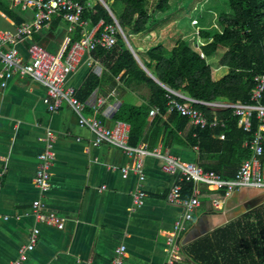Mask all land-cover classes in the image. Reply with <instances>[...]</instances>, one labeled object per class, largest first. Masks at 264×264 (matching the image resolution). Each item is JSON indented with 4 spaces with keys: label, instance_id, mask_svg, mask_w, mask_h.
<instances>
[{
    "label": "crops",
    "instance_id": "0c3cea01",
    "mask_svg": "<svg viewBox=\"0 0 264 264\" xmlns=\"http://www.w3.org/2000/svg\"><path fill=\"white\" fill-rule=\"evenodd\" d=\"M88 3L94 5L92 0ZM5 7L6 10L0 8V29L13 32L22 22L34 18L33 7L22 10L21 6L7 1ZM84 22L85 25L79 27L86 34H96L103 27L101 21L95 25L90 20ZM181 23L178 14L162 18L153 28L155 45L172 50L178 40L190 39V46L194 48L196 35L182 30ZM191 23L195 31L197 26ZM67 26L65 20L53 17L33 31L31 38L50 53H57L66 37L72 39L74 30L68 32ZM200 29L212 32L210 27ZM134 39L138 38L130 41L135 45L137 40ZM30 42L29 38H23L14 45L24 62L28 60ZM137 42L139 46L136 43L135 48L141 54L153 45L147 37ZM199 42L205 47L212 39L201 37ZM12 45L8 43V47ZM208 62L216 67L215 58ZM220 70L225 71L223 79L228 69L217 67L214 74ZM122 74L112 78L92 55L91 60L84 55L76 71L67 78L66 86L74 88L78 100L87 105L86 116L112 127L122 104L139 106L146 103L149 96L144 85L125 86ZM3 80L0 67V264H12L18 259L19 250L27 245L34 228L39 230L37 243L25 254L21 264H111L115 250L122 245L126 248L124 264H165L167 234L181 215V208L168 204L167 196L174 186L183 187L184 183L169 175L164 163L154 158L144 160L145 181L141 187L132 174L123 179L121 170L130 168L132 161L110 145L93 146L92 132L80 126L77 115L67 105L51 113L43 103L46 93L43 86L29 78L14 76L2 88ZM101 98L105 102L99 106L96 101ZM153 119L149 116L148 122ZM47 131L54 134L56 159L51 171V189L40 196L33 186V178L36 158L45 149L41 139ZM179 137L181 141L164 148L161 136L154 149L162 146L172 156L197 166V149L187 143L183 133H179ZM139 189L146 198L143 206L136 209L131 195ZM202 192L204 197L182 237L184 247L204 241L206 237L212 241L220 229L264 207V190L238 189L227 196L205 189ZM39 197L45 205L43 213L64 219L63 229L37 222L31 205ZM209 197L219 199L220 206L212 207ZM196 247L192 251L199 255L202 248ZM179 264L198 263L184 254Z\"/></svg>",
    "mask_w": 264,
    "mask_h": 264
},
{
    "label": "trees",
    "instance_id": "16d2710c",
    "mask_svg": "<svg viewBox=\"0 0 264 264\" xmlns=\"http://www.w3.org/2000/svg\"><path fill=\"white\" fill-rule=\"evenodd\" d=\"M77 1L85 5L90 0ZM103 1L107 6V1L123 5L118 15L108 8L138 60L120 35H117L114 46L110 49L97 47L92 57L111 73L112 78L123 73L121 80L125 86L144 85L149 92L146 103L139 106L124 103L115 114L116 121L129 124V144L137 146L145 143L149 149H154L162 136V144L166 148L181 141L179 133H183L186 142L197 149L198 167L222 177L226 175V179L233 178L241 163L250 158L251 153L243 144L258 129L255 118L250 131L244 132L231 110L199 107L209 120L225 122L224 127L200 129L178 113L168 112V92L162 85L205 102H248L254 89V78L264 75V0H224L228 10L221 12L217 19L220 31H201V37L212 39L209 45L203 47L204 55L208 60L216 57L215 66L228 69L227 76L222 80L220 78L225 71L216 73L218 81L212 77L211 65L202 60L187 41L178 40L172 50L155 45L153 28L159 22L156 15H167L171 0ZM5 6L6 1L0 0V8L6 10ZM7 13L11 15L9 11ZM82 20H90L92 25L102 21L103 27L114 24L99 2L86 7ZM82 34L83 29L77 26L72 40L79 39ZM143 37H147L153 45L141 54L130 40ZM153 107H158L160 113L149 123V111ZM220 134H224V140L218 139ZM261 161L264 162V153ZM183 187L184 197H187L191 185L184 184ZM206 240L208 243H205ZM196 246L202 248L199 255L192 251ZM182 250L186 257L198 264H264V207L254 209L220 229L213 235L212 241L206 237L204 241L183 246Z\"/></svg>",
    "mask_w": 264,
    "mask_h": 264
},
{
    "label": "built area",
    "instance_id": "2783aa9c",
    "mask_svg": "<svg viewBox=\"0 0 264 264\" xmlns=\"http://www.w3.org/2000/svg\"><path fill=\"white\" fill-rule=\"evenodd\" d=\"M6 1L11 5L21 6L22 10L33 7L34 18L30 22H22L13 32L0 29V67L4 77L1 83L2 88L6 86L7 80L14 76L29 78L43 86L46 90L43 103L49 112L55 113L62 105H67L77 115L80 126L87 127L92 132L94 136L93 146L110 145L120 149L126 158L132 161L130 168L121 170L123 179L132 174L137 178L141 187L145 181L144 160L154 158L164 163V169L169 175L177 177L184 184L191 185L187 197H184V189L180 185L174 186L167 196V203L180 207L181 215L167 234V260L165 264H179L184 259L182 237L188 223L193 220L196 209L200 206V200L204 197L202 189L209 193H223L225 196L238 189L264 190V162L261 161V156L264 153V75L254 78V89L248 102L233 104L220 101L205 102L162 85L168 92V112L178 113L187 118L192 126L200 129L224 127L225 122L218 119L209 120L199 107L231 110L232 115L237 118V123L244 132L250 131L252 119L255 118L258 129L243 144L249 149L250 158L241 163L233 178L226 179L214 172H205L196 165L183 162L181 159L172 156L162 146L157 149H149L145 144L131 146L129 144L130 127L123 121H116L112 127H108L97 118L85 115L87 105L78 100L75 89L66 86V81L70 74L76 71L84 55H88L91 60V54L97 47L110 49L115 45L117 35L128 42L112 13L113 25H106L99 34L83 33L76 40L66 37L61 49L57 53H50L45 47L32 40L33 31L49 23L55 17L65 20L68 25L67 31L72 32L77 26L85 25L82 15L86 7H91V5L88 2L83 5L77 0ZM204 6L205 4H202V7ZM199 23L198 18L192 21L193 26H198ZM101 24L103 25L102 21ZM195 35L197 42L194 49L200 54L202 60L209 63L202 51L203 46L199 42L201 40L200 32L197 30ZM23 38H29L31 41L28 48V60L25 62L14 47L15 42ZM9 42L13 43L11 47H8ZM104 102V99L101 98L97 99L96 104L101 106ZM159 113L160 109L153 107L149 111V116L155 117ZM224 138V134L218 136L219 140H224ZM41 141L45 143V149L36 158L37 168L33 178V186L40 196H44L51 189V171L56 159L54 134L47 131ZM145 198L146 194L139 189L131 195L132 206L136 209L141 208ZM209 198L212 207L218 208L220 206L219 199ZM31 207L37 222L56 226L59 229L64 228L65 223L62 217L56 214L43 213L45 205L40 197L32 202ZM38 235L39 230L34 228L28 237L27 245L19 250L18 259L12 264L22 263L25 254L34 249ZM125 257L126 248L122 245L115 250L111 264H124Z\"/></svg>",
    "mask_w": 264,
    "mask_h": 264
},
{
    "label": "rangeland",
    "instance_id": "374dc122",
    "mask_svg": "<svg viewBox=\"0 0 264 264\" xmlns=\"http://www.w3.org/2000/svg\"><path fill=\"white\" fill-rule=\"evenodd\" d=\"M94 3L99 2L98 0H92ZM100 3V2H99ZM108 6L110 9H112L115 14H120L123 10V5L119 2L114 1H107ZM202 4H205L204 7H202ZM202 10V11H201ZM228 10V7L224 0H171V7L167 13L165 14H159L158 16L159 22H162V18L173 17L175 15H179V18L181 20V28L182 30H185V32H191L193 31V34L198 30L201 32V27L206 28L210 27L213 32H219L220 28L217 24V19L219 17V14L221 12H224ZM193 18H198L200 21V25L197 26V28L191 29L190 23ZM192 24V23H191ZM193 26V25H192ZM137 40L138 39H134ZM136 41L137 45L139 46V43ZM189 45L191 43L190 39L186 40ZM132 45H134L133 42H131ZM136 43L134 46H136ZM143 48H145L143 46ZM216 64H217V58L215 57ZM214 64V63H213ZM212 64V66H213ZM211 66V67H212ZM217 69V67H212V77L215 81L220 80L219 78H216L214 74V71ZM222 80V79H221Z\"/></svg>",
    "mask_w": 264,
    "mask_h": 264
},
{
    "label": "water",
    "instance_id": "95a60500",
    "mask_svg": "<svg viewBox=\"0 0 264 264\" xmlns=\"http://www.w3.org/2000/svg\"><path fill=\"white\" fill-rule=\"evenodd\" d=\"M100 3H101V5L107 10V12L109 13V15L112 17V15H111V12H110V10H109V8H108V6L105 4V2L103 1V0H98ZM126 43H127V46L129 47V43L126 41ZM130 50L132 51V49L130 48ZM132 53H133V51H132ZM133 55L135 56V54L133 53ZM135 58H136V56H135ZM137 59V58H136ZM144 70H145V68L143 67V66H141ZM146 71V73L151 77V78H153V79H155L153 76H151L150 75V73L149 72H147V70H145ZM156 80V79H155ZM157 82H158V80H156ZM159 83V82H158Z\"/></svg>",
    "mask_w": 264,
    "mask_h": 264
}]
</instances>
